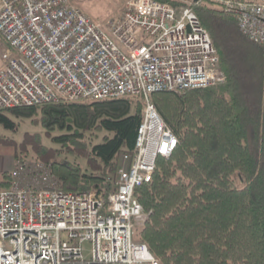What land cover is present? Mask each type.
<instances>
[{
    "label": "built area",
    "instance_id": "1",
    "mask_svg": "<svg viewBox=\"0 0 264 264\" xmlns=\"http://www.w3.org/2000/svg\"><path fill=\"white\" fill-rule=\"evenodd\" d=\"M128 0L102 25L70 0H0V110L60 101L130 98L143 104L134 155H124L109 197L64 192L50 174L0 189V264H161L135 240L160 157L179 140L151 101L154 94L205 90L227 76L209 32L190 7ZM238 17L244 36L264 48V0H209ZM92 245L90 258L84 245Z\"/></svg>",
    "mask_w": 264,
    "mask_h": 264
},
{
    "label": "trees",
    "instance_id": "2",
    "mask_svg": "<svg viewBox=\"0 0 264 264\" xmlns=\"http://www.w3.org/2000/svg\"><path fill=\"white\" fill-rule=\"evenodd\" d=\"M190 7L209 32L227 81L152 95L179 143L158 159L151 183L136 190L145 215L135 240L161 264H264V48L242 34L236 15L209 0H192ZM142 118V102L130 98L0 110L5 130L16 133L30 120L57 147L26 134L17 156L26 158L32 148L53 166L60 191L105 199L122 156L135 153ZM8 141L0 135V144ZM13 181L11 173L3 175L1 189Z\"/></svg>",
    "mask_w": 264,
    "mask_h": 264
},
{
    "label": "rangeland",
    "instance_id": "3",
    "mask_svg": "<svg viewBox=\"0 0 264 264\" xmlns=\"http://www.w3.org/2000/svg\"><path fill=\"white\" fill-rule=\"evenodd\" d=\"M76 7H78L81 11L87 14L91 19L96 22L107 25L110 21H116L120 19L124 13L126 3L128 0H70ZM179 1V0H178ZM191 1V0H187ZM183 5H185L183 3ZM1 66V62H0ZM20 126L16 133L5 130L0 126V135L9 139V141L0 144V151L6 156H11L13 160V169L10 172L12 175L16 172V170L21 167L25 169V172L21 175V180L24 184L30 182L33 175L41 174H50L52 177L50 178V182L55 183L58 182L57 177L53 174V166L47 163L42 156H40V152H34L33 149H30V153L26 158H21L24 156H17L18 145L24 141V137L26 134L32 136H43L45 145L48 147H55L48 138L45 137V132L40 125H35L30 120H25L20 122ZM57 148V147H55ZM21 149H19L20 151ZM7 164V162H6ZM8 165V164H7ZM144 218L137 222L136 233H139L140 228L142 227ZM84 256L86 258H90L92 255V245L85 244L84 245Z\"/></svg>",
    "mask_w": 264,
    "mask_h": 264
},
{
    "label": "crops",
    "instance_id": "4",
    "mask_svg": "<svg viewBox=\"0 0 264 264\" xmlns=\"http://www.w3.org/2000/svg\"><path fill=\"white\" fill-rule=\"evenodd\" d=\"M4 45L3 41L0 40V47H2ZM0 62H1V66H0V70L4 68V62L1 60L0 58ZM11 156H6V154H3L0 151V189H1V181L3 178V175L10 173L13 169V160L11 159ZM7 162V164H6Z\"/></svg>",
    "mask_w": 264,
    "mask_h": 264
},
{
    "label": "water",
    "instance_id": "5",
    "mask_svg": "<svg viewBox=\"0 0 264 264\" xmlns=\"http://www.w3.org/2000/svg\"><path fill=\"white\" fill-rule=\"evenodd\" d=\"M196 1H198V0H196Z\"/></svg>",
    "mask_w": 264,
    "mask_h": 264
},
{
    "label": "bare ground",
    "instance_id": "6",
    "mask_svg": "<svg viewBox=\"0 0 264 264\" xmlns=\"http://www.w3.org/2000/svg\"><path fill=\"white\" fill-rule=\"evenodd\" d=\"M243 34V33H242Z\"/></svg>",
    "mask_w": 264,
    "mask_h": 264
}]
</instances>
